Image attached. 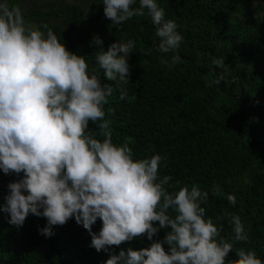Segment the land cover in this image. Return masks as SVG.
Wrapping results in <instances>:
<instances>
[{"label":"clouds","instance_id":"1","mask_svg":"<svg viewBox=\"0 0 264 264\" xmlns=\"http://www.w3.org/2000/svg\"><path fill=\"white\" fill-rule=\"evenodd\" d=\"M102 4L111 26L150 17L161 64L181 62L183 36L176 21L165 18L158 0ZM90 43L99 46L91 70L85 56L69 51L51 28L29 25L19 6L0 0V171L19 177L4 197L2 211L9 223L19 228L30 214L43 217L47 223L38 231L51 238L54 226L74 218L89 232L90 247L110 253L105 264H264L254 250L240 249L234 261L228 259L233 243L221 236L223 224L206 218L202 206L208 193L196 184L168 191L172 177L161 178L159 171L166 166L164 157L136 159L130 147L134 141L113 142L105 106L114 89H119L120 100L127 96L124 86L130 84L129 58L136 41H117L107 50L98 35ZM167 54L170 60L164 58ZM212 64L209 87L224 79L216 71L225 67L224 58ZM101 73L115 86L102 82ZM226 198L236 205L234 194ZM227 219L235 241H247L240 216L229 214ZM97 220L102 226L94 232ZM160 230H166L163 240L114 254L111 246L145 234L153 241Z\"/></svg>","mask_w":264,"mask_h":264},{"label":"trees","instance_id":"2","mask_svg":"<svg viewBox=\"0 0 264 264\" xmlns=\"http://www.w3.org/2000/svg\"><path fill=\"white\" fill-rule=\"evenodd\" d=\"M75 1L83 5H33L23 15L29 25L51 28L69 51L85 56L90 70L99 50L90 43L94 36L103 40L105 50L117 41H136L129 58L130 84L124 86L127 96L120 100L119 89H114L105 106L113 142L134 141L130 147L136 159L164 157L166 166L159 171L161 178L172 177L168 191L196 184L208 193L202 206L206 218L223 224L221 236L233 243L228 259L234 261L240 249L254 250L264 259V5L256 0H158L165 18L175 20L183 36L181 62L166 67L155 51L150 17L111 26L102 0ZM11 2L22 11L28 6L27 0ZM164 58L170 60L171 54ZM216 58H224L225 67L216 69L224 79L209 87ZM89 128L102 139L97 126L90 123ZM17 179L0 171V264H105L110 253L90 247L89 232L74 218L54 226L51 238L38 231L47 223L43 217L30 214L22 227L11 225L2 208L8 185ZM228 194L236 196L235 206ZM229 214L240 216L247 241H235ZM101 226L97 220L92 231ZM165 231L153 241L145 234L111 247L114 254L128 247L139 250L163 240Z\"/></svg>","mask_w":264,"mask_h":264},{"label":"rangeland","instance_id":"3","mask_svg":"<svg viewBox=\"0 0 264 264\" xmlns=\"http://www.w3.org/2000/svg\"><path fill=\"white\" fill-rule=\"evenodd\" d=\"M79 3L81 5L82 2L75 1V0H27L28 6L22 11L23 13L27 12L29 8H31L33 5H35L38 8L45 7V8H51L60 5L61 3ZM256 2L261 3L264 5V0H256ZM84 8L86 6H83ZM27 22V20H26Z\"/></svg>","mask_w":264,"mask_h":264}]
</instances>
